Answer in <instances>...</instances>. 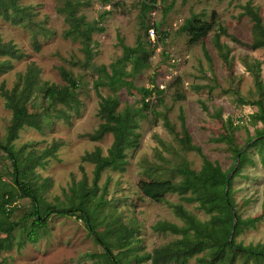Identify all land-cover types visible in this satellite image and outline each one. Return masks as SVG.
<instances>
[{"label":"rangeland","instance_id":"374dc122","mask_svg":"<svg viewBox=\"0 0 264 264\" xmlns=\"http://www.w3.org/2000/svg\"><path fill=\"white\" fill-rule=\"evenodd\" d=\"M62 1L19 0V4L32 11L31 21L22 25H14L0 16V39L4 43L13 42L24 55L18 61L0 58V62H7L10 67L8 72L0 74V142L7 143L13 117L1 94L2 86L12 90L20 76L33 70L40 92L29 103V110L33 114H45L42 131L25 127L12 143L22 161L24 181L37 188L48 205L58 208L67 206L70 187L75 182L84 181L92 186L94 165L84 162L83 158L97 147L106 155L113 142L112 135L99 142L88 138L102 123L99 116L101 99L94 88L98 75L94 68L106 65L111 71L112 65L122 56V41L128 46L148 42L152 51L150 67L141 74H133L128 65L126 79L132 86L117 95L120 110L127 105L141 108L143 95L138 89H155L150 98L152 110L138 114L140 144L127 152L126 170H107L102 175L98 195L102 207L96 213V233L115 244L113 255L123 264H138L146 254L181 238L153 229L155 224L163 221L185 226L170 204L183 205L203 222L210 219L197 204H188L177 195H168L167 202L156 203L139 189L142 182H179L181 177L176 168L184 160L192 169H201V158L185 151L176 135L165 128L167 118L177 134L183 136L181 113L194 143L224 171L231 170L238 161L225 144L211 140L226 135L227 121L233 122L235 141L248 150V156L253 160L232 173L235 208L243 219L261 216L264 213V164L257 149L250 148L248 140L255 136L257 129L264 128L262 123H255L251 118L259 111L256 102L264 100V49L250 47L253 24L244 14V6L251 3L264 19V0H159L157 8L147 15H143L142 0H82L88 1L80 10V14L86 16V28H104L103 32L97 30L92 36L91 67L85 64L82 43L63 36L68 24L58 11ZM192 14L227 29L222 37L230 50L227 59L220 58L212 43L217 25L205 41L211 61L205 57L200 43L190 44L187 34L180 32ZM149 26L151 30L147 31ZM62 70L71 74L77 88L70 87L62 79ZM258 72L263 82L262 91L255 85ZM47 84L57 86L61 94L73 92L79 102L76 109L71 110L60 103L52 105L41 91ZM102 95L112 96L113 92L103 88ZM61 112H66L69 117L58 119L56 116ZM54 145L59 146L54 156L44 158L41 165L28 167V157L32 155L37 159ZM15 180L12 161L0 149V205L4 194L14 193L15 202L9 218L18 225L8 239L11 248L0 251V264H111L105 248L96 243L79 214H52L47 228L40 231L39 241L29 242L27 230L31 229L34 217H28L34 211V205L15 189ZM125 229L131 237L128 235L129 245L122 248L118 236L121 232L126 235ZM4 238L6 235L0 234V239ZM236 242L245 247L264 246V218L255 228L244 227ZM197 257L188 264H199ZM227 264L264 262L237 255Z\"/></svg>","mask_w":264,"mask_h":264},{"label":"trees","instance_id":"16d2710c","mask_svg":"<svg viewBox=\"0 0 264 264\" xmlns=\"http://www.w3.org/2000/svg\"><path fill=\"white\" fill-rule=\"evenodd\" d=\"M110 2L111 0H104ZM88 1L82 0H63L58 11L65 17L68 29L64 32V38L82 43V51L85 54V64L91 67L93 59L92 36L95 31H104V28H86V16L80 14L81 8ZM159 0H142L141 7L143 15L154 11L158 6ZM168 13V10H165ZM244 14L250 18L252 26V42L250 47L253 50L264 49V19L259 10L248 3L244 6ZM0 16L14 25H22L31 21L32 11L28 7L19 4V0H0ZM217 29L212 37V43L221 59H227L230 50L222 37L226 35L227 29L216 22L205 21L203 17L192 14L185 20L180 28V32L187 34L190 44L200 43L203 46V52L208 61H211L209 50L205 41ZM156 29V27H154ZM151 30L150 26L147 31ZM155 30H153V33ZM148 42H140L134 46H128L121 43L122 56L113 65L110 71L106 65L95 67L94 70L98 77L94 82L96 94L100 97L99 116L102 123L98 129L90 134L88 138L91 141H102L107 135H112L113 142L104 155L99 147L94 152L87 154L84 162L94 165L93 184L89 186L86 182H75L71 187V196L67 206L55 207L48 205L41 197L39 190L31 183L23 179L24 168L19 153L12 145L18 137L21 130L25 127H31L42 131L44 126L45 114H33L29 110V103L34 96L39 93L37 88L36 75L31 70L26 76H20L19 81L12 90H7L4 86L1 88V94L6 102V107L12 111V124L8 129L7 143L0 142V149L7 153L14 166L15 189L23 198L32 200L34 211L28 217H34L31 229L27 230V239L31 243H37L41 237L40 231L47 228L48 220L52 214L69 216L79 214L80 218L86 223L88 230L95 237L96 243L102 245L106 250V255L111 264H123L117 256L113 255L112 244L106 238L100 237L96 233L98 222L96 213L98 208L102 207L98 195L101 191L99 183L105 171L123 172L128 164L127 152L140 144L141 135L137 132L139 127L137 117L140 112L152 110V103L147 101L155 93V89L139 88L143 95V104L141 108H134L127 105L120 110L121 103L118 93L130 84L126 79L128 75L127 67L131 66V73L141 74L150 67L152 51L148 47ZM23 53L13 42L4 43L0 39V58L12 60H21ZM10 67L7 62H0V74L8 72ZM62 79L70 87L77 88V83L67 71L62 70ZM255 85L259 91L263 89V82L260 73L255 74ZM132 86V85H130ZM107 88L113 92L112 96L104 97L102 89ZM45 98L52 105L60 103L66 105L69 109L75 110L79 102L74 97L73 92L61 94L55 85H49L41 90ZM258 112L251 115L255 123L264 125V100L256 102ZM153 112L157 115L156 111ZM58 119H67L69 115L61 112L56 116ZM180 121L183 129V136H179L170 121L165 118V128L176 135L180 146L188 152L195 153L202 160V166L199 171L191 168L188 161H182L176 168V173L181 177L179 182L171 180H155L151 182H142L139 184L141 193L156 203L167 202L168 195H177L188 204H197L198 209L203 211L210 219L206 222L199 220L190 214L181 204H170L173 211L182 219L185 226L179 227L176 224L166 221L158 222L153 226L156 232L171 233L181 238L161 248L155 249L153 253L146 254L140 258L138 264L144 262L150 264H188L191 259L197 257L199 264H227L230 258L237 255H247L258 262H264V246H248L237 244L236 239L242 233L244 227L255 228L257 223L264 218V213L254 219H243L235 208L233 182L228 181L230 174L241 170L247 162L253 163L248 156V150L241 148L235 141V126L231 120L225 125L226 135L211 141L225 144L231 151L236 160L240 161L229 171H224L219 163L210 160L201 146L194 143L192 136L187 130L186 120L181 113ZM249 133V132H248ZM250 148H256L257 154L264 164V128L255 131V136L248 140ZM249 148V149H250ZM59 146L54 145L37 159L34 156L27 158L28 167L41 165L46 157L54 156ZM102 197V196H101ZM15 202L13 192L3 195L0 205V213L3 219L0 220V234H5L6 238L0 239V251L8 250L11 244L8 239L12 237L17 229V224L10 221L9 212L12 211V205ZM10 206V210L8 207ZM126 235L121 232L118 238L121 240V247L129 245L130 232L126 229ZM208 255V256H207Z\"/></svg>","mask_w":264,"mask_h":264},{"label":"water","instance_id":"95a60500","mask_svg":"<svg viewBox=\"0 0 264 264\" xmlns=\"http://www.w3.org/2000/svg\"><path fill=\"white\" fill-rule=\"evenodd\" d=\"M238 162H237V164L239 163V161H240V157H238V160H237ZM232 175L233 174H230V176H229V178H228V181H230V179H231V177H232Z\"/></svg>","mask_w":264,"mask_h":264},{"label":"built area","instance_id":"2783aa9c","mask_svg":"<svg viewBox=\"0 0 264 264\" xmlns=\"http://www.w3.org/2000/svg\"><path fill=\"white\" fill-rule=\"evenodd\" d=\"M161 89H165V87H162ZM147 101H150V98L147 99ZM8 210H10V206H7Z\"/></svg>","mask_w":264,"mask_h":264}]
</instances>
